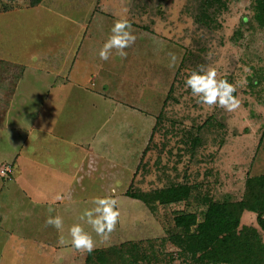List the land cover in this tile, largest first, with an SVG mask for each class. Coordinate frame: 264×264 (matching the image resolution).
I'll return each mask as SVG.
<instances>
[{"label": "rangeland", "instance_id": "rangeland-1", "mask_svg": "<svg viewBox=\"0 0 264 264\" xmlns=\"http://www.w3.org/2000/svg\"><path fill=\"white\" fill-rule=\"evenodd\" d=\"M222 1L224 5L201 0H42L36 9L22 12L37 0H0V13L19 10L0 14V74L14 72L6 57L35 64L47 62L42 59L46 53V58L68 53L59 58L71 61L76 56L69 64L96 76L95 87L110 95L103 98L35 65L21 78L13 74L2 88L0 167L12 166L17 153H31L33 136L45 147L36 153L40 165L26 173L32 179L36 172L42 183L40 203L13 211L12 199L9 203L5 198L13 179L0 177V220L5 223H0V264H84L86 251L58 244L60 233L45 226L47 210L32 209L47 202V209L51 206L53 215L63 218L67 237L81 213L94 206L92 200L105 195L118 199L120 217L107 240L85 225L95 249H126L135 243L149 258L138 264H184L180 250L168 240L175 231L174 215H200L209 199L237 202L247 178L264 173V24L255 17L257 0ZM120 18L131 23L137 39L125 49L127 58L113 53L101 60L99 51ZM169 53L176 57L173 67L168 66ZM202 64L237 87L239 108L227 112L197 102L185 80ZM47 91L62 96L49 97L41 107ZM71 143L79 145L78 151ZM172 184H187L189 198L146 204L130 195ZM9 215L18 222L22 216L18 226H11ZM257 216L244 210L239 229L255 227L264 242ZM39 228L45 241L42 236L34 239Z\"/></svg>", "mask_w": 264, "mask_h": 264}, {"label": "trees", "instance_id": "trees-1", "mask_svg": "<svg viewBox=\"0 0 264 264\" xmlns=\"http://www.w3.org/2000/svg\"><path fill=\"white\" fill-rule=\"evenodd\" d=\"M255 17L264 24V0H257ZM38 2V0H37ZM36 2V3H37ZM224 5L222 0H201ZM187 184H172L152 193L130 194L146 204L158 201L161 204L179 202L189 198ZM244 210L257 213L264 229V173L250 176L246 190L237 202L208 200L206 208L197 214L194 211L174 215V230L168 240L180 251L184 264H264V242L255 227H241L240 215ZM135 243L128 248L110 247L86 252L84 264H138L149 259Z\"/></svg>", "mask_w": 264, "mask_h": 264}, {"label": "clouds", "instance_id": "clouds-1", "mask_svg": "<svg viewBox=\"0 0 264 264\" xmlns=\"http://www.w3.org/2000/svg\"><path fill=\"white\" fill-rule=\"evenodd\" d=\"M137 37L133 34L131 23L120 18L114 21L106 42L99 51L101 60H109L113 53L121 59L127 58L125 49L131 47ZM171 61L169 67L175 65V54L169 53ZM217 70L211 65H199V71L193 70L185 80L187 88L191 89L197 102L207 106H219L227 112H233L240 106V100L234 93L237 87L226 79L217 78ZM60 199V197H57ZM94 205L86 208L78 217L79 222L73 223L68 229V236L64 233L63 218L51 206L47 209L45 226L54 227L58 233V244L61 246L71 244L78 251L92 252L95 249L96 241L93 235L86 230L89 226L96 236L102 240H107L109 235L115 230L119 222L120 211L118 199L111 195L97 196L92 200Z\"/></svg>", "mask_w": 264, "mask_h": 264}, {"label": "crops", "instance_id": "crops-1", "mask_svg": "<svg viewBox=\"0 0 264 264\" xmlns=\"http://www.w3.org/2000/svg\"><path fill=\"white\" fill-rule=\"evenodd\" d=\"M41 1L42 0H39L37 3H35L34 5H31L30 7H27L22 12L29 11L28 9H30V10L31 9H36L41 4ZM18 12H19V10L18 11H2L0 14L11 13V15H12V14H16ZM79 47H78V44H77V51L79 50ZM68 49H70V47ZM47 54L48 53H46L45 57L42 58L43 60H45L47 62H42L40 60L38 62H35V64H30V63H28V61L26 63H24L22 61L21 62L14 61L13 58H10L11 59V61H10V60H7V59H9V57H6V59H5V57L1 56V58L5 59L4 62H6L8 64L7 66L10 65L14 72H12L9 69V71L7 70V72H5V74H0V107L5 105V104L2 103L3 102L2 100H3L4 96H5L4 93H3L2 88L4 89L5 85L10 82V79L13 76V74L14 75L17 74L16 76L21 78L23 76L24 71L30 65L31 66L35 65L33 67L39 68V69H41L42 71H44L46 73H48L49 71H51L53 69V72L55 74H60V75L62 74L63 76L66 77L65 81H69V83H71L74 86L81 87V88H84V89H89V91H91L93 94H98V95L102 96L103 98H106V97L110 96V95H107L105 90L103 92V91H100L99 88L95 87L94 81H95L96 76L89 77V75H88V73L86 71L84 73L83 72L80 73L78 70H75L73 68V64H69V63H73L74 62V59H75L76 56H74V59H71V61H69L67 59V57L66 58H59V56H67L68 53H64V54L53 53L52 57L50 56V57L46 58ZM53 57H54V59H51ZM37 59H41V58H37ZM48 59H49V62H48ZM48 67L51 70H47ZM19 70L22 71L21 74L19 73ZM65 70H67V71L64 72ZM78 76H79V78H77L75 80L73 79V77L75 78V77H78ZM51 87H53V86L51 85ZM105 88H107V87H105ZM118 93H120V92H118ZM125 95L126 94L119 95V96L125 97ZM53 96H54L55 99H58V98H60L62 96V94H61L60 97H57V93H52V94L50 93V95H49L48 91H47V96H44L43 103L41 104V107L43 106L44 103L48 102L47 99L49 97H53ZM11 102H12V100H10V102L8 101V105H6L7 108H9V106L11 105ZM51 106H52V108H55L54 104H51ZM39 111L40 110L38 109L36 111L37 113H35V114L37 115L39 113ZM33 118H31V119H33ZM37 118H38V116H37ZM32 130H33V126L30 129V131H32ZM50 135H53V134L51 133ZM36 136H33V138H32L33 149L31 150V153H29L28 155H26V153H25V155H22V154L20 155V153H17L18 155H16L15 157L13 156L14 158L12 159V162H11L14 165V168H13L14 176L12 177L14 184L10 185L8 190H5V195H6L5 198L9 201V203H10V199H12L11 207H12V210L16 211V212H17L18 209L20 210V207H22V206L26 207L27 205H29L32 202L40 203L39 201H36V200H38L37 199V197H38L37 195H38V193L40 191V190H38V188L42 185V183L38 180L36 172L34 173L32 179H29V177H28L29 175L26 174L29 171V168H32V166L35 163L39 164V162H37L38 157H37L36 153L40 149L45 147V146H43L42 143H40L39 139L36 138ZM46 138L48 140H51V139H49V136L48 137L46 136ZM40 144H42V145H40ZM73 144L76 147L75 149L78 151V146L79 145H77L75 143H71V146ZM85 150L86 149H83V151H82L84 153V155L87 153V150L86 151ZM77 163H78V161H77ZM79 163H81V162H79ZM13 165H12V167H13ZM26 181H27L28 185L30 186L29 190L27 188ZM0 191L2 192L3 190H0ZM20 201H23V202L26 201L27 204L24 203L23 205H21V204H19ZM56 205L53 204V206H56ZM41 209L45 210V211L47 210V202L43 201L42 205L34 206L32 211H37V210L41 211ZM22 211H24V208H22ZM21 215H23V214H21ZM9 216L13 219V221H12L13 225H11V226H18L22 216H18L19 217V222H18V219L16 220V216H11V215H9ZM31 216H33L32 213H31ZM1 218H2V216H1ZM0 223L3 225L4 222L2 220H0ZM0 228H3V226L2 227L0 226ZM36 231L37 232H36V235L34 236V239H35L36 236H38V237L42 236L44 238L43 241H45L46 240V238H45L46 237V233L43 230H41L40 228L38 230H36ZM25 232L27 234V230ZM6 234H13V233L9 232V233H6ZM23 234L21 233V236ZM26 234L23 235V236L25 237ZM18 236H20V233H19Z\"/></svg>", "mask_w": 264, "mask_h": 264}, {"label": "built area", "instance_id": "built-area-1", "mask_svg": "<svg viewBox=\"0 0 264 264\" xmlns=\"http://www.w3.org/2000/svg\"><path fill=\"white\" fill-rule=\"evenodd\" d=\"M0 177L11 180L13 177V167L11 164H4L0 167Z\"/></svg>", "mask_w": 264, "mask_h": 264}]
</instances>
